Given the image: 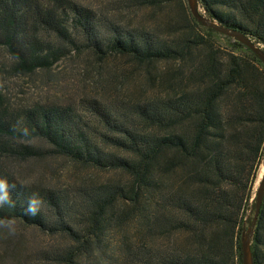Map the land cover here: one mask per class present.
Instances as JSON below:
<instances>
[{
    "label": "trees",
    "instance_id": "trees-1",
    "mask_svg": "<svg viewBox=\"0 0 264 264\" xmlns=\"http://www.w3.org/2000/svg\"><path fill=\"white\" fill-rule=\"evenodd\" d=\"M112 2L109 13L77 0H0V47L13 70L50 69L69 51L87 50L96 63L126 57L122 78L141 72L159 87L134 99L87 96L79 108L0 107V178L16 185L15 207L0 208V220L57 237L38 251L46 264H242L264 153V64L193 17L186 0ZM198 2L201 13L264 49V0ZM139 9L160 19L138 23ZM214 35L232 49L215 47ZM97 72L102 94L118 90L121 73ZM48 153L115 175L63 187L28 184L11 169ZM34 193L45 205L30 216ZM251 251L253 264H264V196Z\"/></svg>",
    "mask_w": 264,
    "mask_h": 264
},
{
    "label": "rangeland",
    "instance_id": "rangeland-1",
    "mask_svg": "<svg viewBox=\"0 0 264 264\" xmlns=\"http://www.w3.org/2000/svg\"><path fill=\"white\" fill-rule=\"evenodd\" d=\"M77 1L98 12L109 13L113 3L112 0ZM160 15L161 13H158L156 18L151 19V16L146 14L145 9H139L135 12L133 19L148 26L152 22H158ZM211 40L214 46L219 47L222 52L232 49V42L221 35H214ZM258 45L263 48L262 44L259 43ZM94 60V57L87 50L80 52L72 50L62 56L50 69L20 73L12 69V57L4 47H0V107H7V109L14 111L35 104L57 103L73 104L79 108L80 101L87 96L104 95L110 97L118 94L125 99H134L137 96H148L155 90H159L155 79L149 78L147 80L141 72H132L127 78H122V74L131 69L126 57L108 55L102 63H96ZM168 66L170 64L162 63L159 65L161 70ZM97 70H100L104 76L112 71L121 73L116 80L119 82L118 90L110 89L107 95L102 94V87L99 82H96ZM127 75L126 73L125 76ZM112 87L115 88V84ZM141 89L143 92L140 91ZM37 141L34 142L43 144V142ZM10 164L15 175L28 184L41 183L73 187L91 180L104 181L115 175L113 171L72 164L68 159L50 153L42 159L14 160ZM263 169L264 153L253 186V197ZM249 217L250 209L247 210L245 218L248 219ZM14 222L15 234H10L7 228L0 227V262L6 264H46L38 258V251L55 243L57 237L49 236L35 227ZM244 226H247V222Z\"/></svg>",
    "mask_w": 264,
    "mask_h": 264
},
{
    "label": "water",
    "instance_id": "water-1",
    "mask_svg": "<svg viewBox=\"0 0 264 264\" xmlns=\"http://www.w3.org/2000/svg\"><path fill=\"white\" fill-rule=\"evenodd\" d=\"M189 11L193 17L200 21L203 25L210 26L215 30L238 40L242 44L246 45L251 49L263 62L264 64V49L255 43L249 36L245 35L238 29L231 27L222 26L215 20L207 17L201 13L199 8L198 0H186ZM264 196V169L258 181V185L255 193V203L254 212L250 224L247 226L246 230L241 234V256L242 264H253L252 261V251H251V240L254 233V228L258 219V215L261 208L262 199Z\"/></svg>",
    "mask_w": 264,
    "mask_h": 264
},
{
    "label": "clouds",
    "instance_id": "clouds-1",
    "mask_svg": "<svg viewBox=\"0 0 264 264\" xmlns=\"http://www.w3.org/2000/svg\"><path fill=\"white\" fill-rule=\"evenodd\" d=\"M15 184H10L7 179L0 178V208L8 206L15 207V202L11 197V189L15 188ZM45 202L39 194L34 193L28 198V206L25 208V213L30 216H36L42 213ZM13 220H0V227H5L10 234H15Z\"/></svg>",
    "mask_w": 264,
    "mask_h": 264
}]
</instances>
